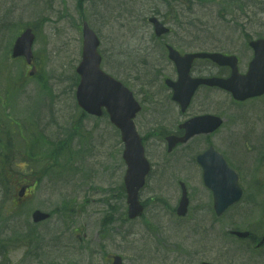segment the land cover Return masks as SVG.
Instances as JSON below:
<instances>
[{
    "label": "rangeland",
    "instance_id": "374dc122",
    "mask_svg": "<svg viewBox=\"0 0 264 264\" xmlns=\"http://www.w3.org/2000/svg\"><path fill=\"white\" fill-rule=\"evenodd\" d=\"M155 10L167 15V26H171L174 16L176 22L190 29H176L177 43L173 35L165 42L177 44L187 52L235 55L241 73L252 58L243 35L257 39L264 34V5L251 8L248 18L232 21L221 20L218 9L209 4L202 6L192 0H0V136L8 135L7 127L17 132V125L15 129L7 126L10 119L21 123L25 132L26 127L36 125V133L54 145L69 138L59 157L67 172L61 177H57V170L47 169L49 162L43 158L29 162V148L19 137L11 141L8 150L0 151V183L6 182L7 187L5 190L0 184V247H9L0 255V264H107L106 259L112 254L123 256L128 264L165 263L158 256H147V250L152 252L153 247L169 250L172 255L167 262L172 264H264L262 254L246 252L248 241L227 234L230 230H247L254 237L264 233V201L255 199L264 192L262 187L255 189L257 181L264 186V97L235 105L222 92L208 95L202 91L188 110L187 116L210 112L224 119L223 127L208 139L209 144L241 173L244 199L217 219L211 211V195L202 184L201 171L194 160L207 148V140L196 137L167 155L161 139L173 133L183 118L148 72L155 66L167 65L161 43L150 42L151 30L145 22ZM82 20L100 38L99 51L105 62L102 68L127 83L143 107L136 124L146 137L153 172L142 193L146 211L138 221H122L125 205L119 190L122 164L118 132L106 118L82 117L74 105V70L81 52ZM6 23L15 24L13 33L2 28ZM27 26H35L38 31L33 50L42 59V65L34 60L33 70L12 61L9 54L11 36L16 29ZM144 55L150 56L145 69L140 67ZM207 71L223 73L217 69ZM135 76H140V80H135ZM41 78L38 86L35 79ZM32 112L38 113L42 121L23 124ZM17 134L20 136V132ZM39 149L37 145L30 151ZM75 153L79 154L73 157ZM258 160L263 164L259 166ZM74 161L81 163L71 176ZM37 180L41 182L37 184ZM54 181L59 183L53 185ZM178 181L185 183L190 196L186 219H177L171 212L180 196ZM25 182L36 183L38 191L36 188L31 197L12 202L13 195L17 198V184ZM73 198L75 211L62 219L59 211ZM33 210L51 213V218L33 225ZM107 216L112 217L110 223ZM27 229H34L33 234L24 238L21 234Z\"/></svg>",
    "mask_w": 264,
    "mask_h": 264
},
{
    "label": "water",
    "instance_id": "95a60500",
    "mask_svg": "<svg viewBox=\"0 0 264 264\" xmlns=\"http://www.w3.org/2000/svg\"><path fill=\"white\" fill-rule=\"evenodd\" d=\"M156 31L158 34L162 33L158 25H156ZM83 33L82 62L77 68V73L81 77L77 93L80 101L79 103L85 108L89 106V109L92 111H95L96 107H99V105L106 106L109 112L112 115L114 114L115 119L118 120L120 124H123L124 121H128L129 118L132 117L127 114L133 112V107L129 104L127 99H125L127 103L122 101L116 90V85L99 72V59L95 54L98 42L93 33L88 30L86 26L84 27ZM32 40L33 37L30 31H26L17 40L13 48V57L25 55L29 61V50ZM250 46L254 50V59L250 63L246 76H239L237 74V70L235 69V58H226L220 55L201 56L211 58L220 65H229L233 69L232 76L229 80H212L209 83L232 91L234 97L240 100L262 95L264 93V40L251 42ZM173 56L176 55L173 54ZM174 59L175 61H179V59ZM190 95L191 93L186 95L184 99L190 98ZM219 124L220 121L218 119L210 117L193 119L185 124L188 134L181 141H186L194 134L210 132ZM126 128L131 130V134L127 132V138H124L126 141L127 154L134 158V161L130 165L128 177L130 182L135 181L136 184L139 180V175H141V177L145 175L147 164L143 160V153L139 145V140L133 134L130 126L126 125ZM197 161L203 168V179L206 186L214 193L215 206L217 208L223 210L228 204L239 199L241 192L236 186V176L226 166L219 154L214 152L213 149H209L203 155L198 156ZM131 202H133L131 207L132 212L134 214L139 213V207L133 196ZM47 218V215L39 212L33 214L34 222H39Z\"/></svg>",
    "mask_w": 264,
    "mask_h": 264
},
{
    "label": "trees",
    "instance_id": "16d2710c",
    "mask_svg": "<svg viewBox=\"0 0 264 264\" xmlns=\"http://www.w3.org/2000/svg\"><path fill=\"white\" fill-rule=\"evenodd\" d=\"M228 9H229V7H222V11H224V12L227 11Z\"/></svg>",
    "mask_w": 264,
    "mask_h": 264
},
{
    "label": "flooded vegetation",
    "instance_id": "af4514ba",
    "mask_svg": "<svg viewBox=\"0 0 264 264\" xmlns=\"http://www.w3.org/2000/svg\"><path fill=\"white\" fill-rule=\"evenodd\" d=\"M260 251L263 252V251H264V248L260 249ZM262 260H263V262H264V253H263V259H262Z\"/></svg>",
    "mask_w": 264,
    "mask_h": 264
}]
</instances>
